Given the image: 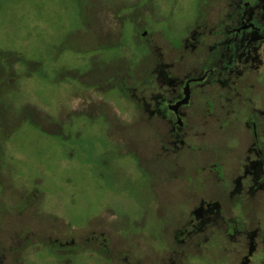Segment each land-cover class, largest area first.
I'll list each match as a JSON object with an SVG mask.
<instances>
[{
  "label": "rangeland",
  "instance_id": "rangeland-1",
  "mask_svg": "<svg viewBox=\"0 0 264 264\" xmlns=\"http://www.w3.org/2000/svg\"><path fill=\"white\" fill-rule=\"evenodd\" d=\"M197 1L158 2L160 20L154 27L159 43L181 42ZM121 2L0 0V62L6 58L12 70L19 62L35 64L28 68L31 76L11 92L12 111L3 113L7 103L0 105L3 264H107L94 246L59 251V243L83 239L90 231L106 232L117 251L148 263L159 257L165 235L179 218L182 200L167 180L165 165L136 161L142 158L139 150L149 147L150 133L131 124V116L122 118L125 127L117 124L122 104L116 92L103 89L107 108L81 102L103 101L96 89L80 94L81 87L98 85L105 74L90 67L87 49L101 52L98 62L121 49L142 54L131 28L124 29L117 51L102 50V41H109L107 30L97 32L93 26L92 32L95 16L102 20V9L113 14ZM24 103L29 110L20 109ZM36 110H43L41 116L55 111L57 118L39 119L37 125L31 113ZM158 233L162 237H154Z\"/></svg>",
  "mask_w": 264,
  "mask_h": 264
},
{
  "label": "flooded vegetation",
  "instance_id": "flooded-vegetation-1",
  "mask_svg": "<svg viewBox=\"0 0 264 264\" xmlns=\"http://www.w3.org/2000/svg\"><path fill=\"white\" fill-rule=\"evenodd\" d=\"M168 1L122 0L113 14L102 9L103 19L95 16L92 32L93 26L107 30L102 50H116L124 29L131 28L142 54L121 49L98 62L101 52L87 49L90 67L105 74L80 94L99 90L104 102H81L107 108L103 89L115 91L122 104L117 124L125 127L122 118L131 116V124L150 133L151 145L139 150L142 158L136 161L165 165L182 200L179 218L164 237L162 255L148 263L117 251L104 231L59 243V251L94 246L107 264H264V0H198L177 46L159 43L154 27L160 20L156 5ZM4 59L0 105L7 103L9 111L0 108L9 113L11 92L35 64L25 62L24 69L19 62L12 70ZM37 65L40 70L41 61ZM29 107L24 103L20 109ZM36 111L31 113L37 125L39 119L57 118L55 111L46 116ZM4 261L3 254L0 264Z\"/></svg>",
  "mask_w": 264,
  "mask_h": 264
}]
</instances>
